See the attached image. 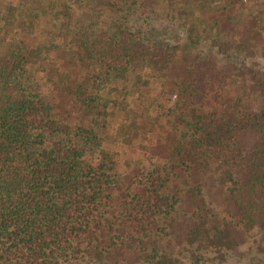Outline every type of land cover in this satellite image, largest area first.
Wrapping results in <instances>:
<instances>
[{
  "label": "trees",
  "instance_id": "1",
  "mask_svg": "<svg viewBox=\"0 0 264 264\" xmlns=\"http://www.w3.org/2000/svg\"><path fill=\"white\" fill-rule=\"evenodd\" d=\"M263 15L0 0V264H264Z\"/></svg>",
  "mask_w": 264,
  "mask_h": 264
},
{
  "label": "rangeland",
  "instance_id": "2",
  "mask_svg": "<svg viewBox=\"0 0 264 264\" xmlns=\"http://www.w3.org/2000/svg\"><path fill=\"white\" fill-rule=\"evenodd\" d=\"M251 6L254 7V5H251ZM256 9H258V8H256ZM262 23L264 25V15H263V22ZM252 63H256L261 68H264V57H262L261 55H258V57H256L255 59H252V60L248 61V65H250ZM132 156H134V155H132ZM135 157H133V159H137ZM120 171L123 174H125L128 171V169L125 167V164H121L120 165ZM254 238L258 239V237L256 235H255ZM213 257H214L213 255H208L205 258L206 260L204 261L205 262L204 264H247L244 260H241V259L237 258L235 255H228L223 262H220L218 260L212 261L211 259Z\"/></svg>",
  "mask_w": 264,
  "mask_h": 264
}]
</instances>
